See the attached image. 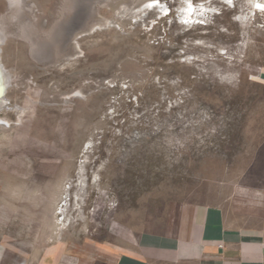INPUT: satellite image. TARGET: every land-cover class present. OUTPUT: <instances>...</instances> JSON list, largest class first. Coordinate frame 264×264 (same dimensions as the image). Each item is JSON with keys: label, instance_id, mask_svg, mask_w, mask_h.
<instances>
[{"label": "rangeland", "instance_id": "1", "mask_svg": "<svg viewBox=\"0 0 264 264\" xmlns=\"http://www.w3.org/2000/svg\"><path fill=\"white\" fill-rule=\"evenodd\" d=\"M0 32V264L260 210L264 0H0Z\"/></svg>", "mask_w": 264, "mask_h": 264}, {"label": "crops", "instance_id": "2", "mask_svg": "<svg viewBox=\"0 0 264 264\" xmlns=\"http://www.w3.org/2000/svg\"><path fill=\"white\" fill-rule=\"evenodd\" d=\"M259 207L248 217L231 222L222 208L197 205L174 235L148 234L133 248L93 247L80 253L77 263L264 264V202Z\"/></svg>", "mask_w": 264, "mask_h": 264}, {"label": "bare ground", "instance_id": "3", "mask_svg": "<svg viewBox=\"0 0 264 264\" xmlns=\"http://www.w3.org/2000/svg\"><path fill=\"white\" fill-rule=\"evenodd\" d=\"M9 35H5L4 33L0 32V111L4 110V109H16V106H11L10 105V101L9 99L6 97V91L7 89L10 87L11 85V76L9 75L8 71L6 70L5 66L3 65V61L1 60V46L7 41V39L9 38ZM78 46V45H76ZM74 96L79 97V94H75ZM21 108L19 106H17V112H20ZM7 124H9L6 120H4L3 118L0 117V125L2 126H6ZM111 156V155H110ZM109 156V159L111 160L112 157ZM35 157H33L34 159ZM32 160L30 161L31 164ZM29 164V165H30ZM26 166L23 165L22 169H20V180L21 182L24 181L26 178L22 177V176H27V172L25 171ZM81 184V182L79 183ZM95 190L99 192V190L97 188H93L92 191L93 193L96 192ZM107 193V192H105ZM105 193H103L105 195ZM104 200V196H97V198L94 201V206L97 208L96 210L94 209V214L93 215H97L100 209V204L103 202ZM65 203L62 204V206ZM91 235V234H90Z\"/></svg>", "mask_w": 264, "mask_h": 264}, {"label": "snow or ice", "instance_id": "4", "mask_svg": "<svg viewBox=\"0 0 264 264\" xmlns=\"http://www.w3.org/2000/svg\"><path fill=\"white\" fill-rule=\"evenodd\" d=\"M153 2L158 3V0H153Z\"/></svg>", "mask_w": 264, "mask_h": 264}]
</instances>
